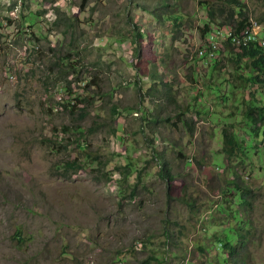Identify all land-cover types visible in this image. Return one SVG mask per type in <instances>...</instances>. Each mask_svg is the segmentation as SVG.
<instances>
[{
    "label": "rangeland",
    "instance_id": "1",
    "mask_svg": "<svg viewBox=\"0 0 264 264\" xmlns=\"http://www.w3.org/2000/svg\"><path fill=\"white\" fill-rule=\"evenodd\" d=\"M178 1L173 9L185 14V27L173 39L147 10V0L140 8L132 0H0V264H219L214 250L200 252V244L213 246L202 232H189L177 247L175 235L164 244V231L190 220L189 207L179 200L184 192L213 205L206 204V218L217 211L213 202L228 200L242 209L229 193L233 180L250 191V211L243 216L253 220L256 240L248 262L264 264V171L257 167L264 166V146L259 143L257 164H244L241 155L232 159L244 166L227 161L219 129L239 126L240 117L230 114L233 100L223 103L209 88L224 77L237 83L236 72L222 55V69L214 74L211 65L191 59L205 43L199 28L207 11L198 1H214ZM242 2L264 32V0ZM31 14L37 19L28 27L23 18ZM59 18L71 20L67 34ZM130 18L163 36L155 44L151 34L144 53L165 60L167 68L159 72L175 83L176 104L148 97L146 120L136 109L135 71L128 62ZM71 42L78 71L63 67ZM225 86L218 95L233 90ZM250 88L236 86L246 99ZM70 103L74 109L65 107ZM113 105L120 107L117 116ZM188 105L191 110L177 119ZM154 149L166 155L170 187L159 175ZM128 160L142 170L135 197L136 172L123 178ZM73 162L82 165L70 168Z\"/></svg>",
    "mask_w": 264,
    "mask_h": 264
},
{
    "label": "trees",
    "instance_id": "2",
    "mask_svg": "<svg viewBox=\"0 0 264 264\" xmlns=\"http://www.w3.org/2000/svg\"><path fill=\"white\" fill-rule=\"evenodd\" d=\"M152 1L153 0H147L149 8L143 6V9L147 8L152 16L162 24V28H169L171 37L176 39L175 35L184 31V18H186L185 14L179 13L176 10H171L170 8L168 10V3H165V0H157L156 5H159L164 9L163 13H159L160 10L152 4ZM212 1L214 2L209 3L205 1H198L199 5L207 11V17L205 16L204 19H201L202 24L199 28L203 37H206V35L212 31V25L214 24H218L219 26L231 25L235 27L234 33H236L239 32L249 20L246 11L247 6L242 2V0ZM187 18H189V16ZM36 19L37 18L31 14V16H28L27 18L24 17L23 21L28 24V27H31L35 24ZM130 21L132 22V19H130ZM57 24H63L65 26V29L63 30L65 34H67L70 28H73L71 20L64 19L61 21L59 18ZM155 33H151L145 24L135 23L130 29L128 36L133 44V59L128 62L135 71L133 85L137 90L139 97L136 109L142 113L143 116L141 119L143 120H146L145 116L147 112L150 113L144 105V102L148 97L158 98L159 101L157 103L167 99L174 105L176 104L173 96L175 83H169L167 76L159 72V68H167V62L165 60L151 58L144 53V49L148 50L146 48V43L150 45L149 40L151 34H153V37L156 39L155 44L162 43L163 36H161L162 38H158ZM162 35H164L163 31ZM72 44L73 42H71L69 46V48H71L70 51L64 53L63 67L67 68L69 66L70 69L76 71L77 68L72 66L73 62L70 59L72 56L76 58L78 51L76 48L72 47ZM224 45L227 53L224 59L225 61L232 63L233 70L236 72L235 76H233L232 73H229V75L235 77L237 83L230 82L229 78L224 77L220 85L212 84L209 89L214 92L223 103L228 104L231 100H233L232 102L233 105H235L234 109L236 111L232 114L231 108L230 114L234 115L238 113L240 122L239 126H235L232 122L230 124H225V127L219 129L218 136L222 139L223 153L228 155L229 158L241 155L244 162H248L249 160L250 163L253 161L257 164L255 161L256 157L260 156L261 151L264 154V149L260 151L259 146V143L264 146V49L255 44H248L243 47L242 51H236L235 47L232 46L229 41L224 42ZM196 59L197 58H192V60ZM223 60L221 61L219 58L211 64L212 74L222 69ZM191 67L192 66H190V68ZM174 71L176 72L175 69ZM219 75L220 73H217V76ZM188 79L192 82L193 87H197L198 81L196 78H191V76H189ZM226 84H228L230 88L232 87L233 90L225 95H218L222 92L223 88H226ZM236 86L251 87L249 90V99L244 97V90L238 91L236 90ZM75 100L80 101L79 98H76ZM238 104L244 105L243 110ZM66 106H70L72 109L75 108V104L72 103L65 104V107ZM217 106L222 107L221 102L217 103ZM187 110H191L190 105L187 106L186 110L177 113V119L184 118ZM110 111L115 113L117 116L120 113V107L113 105ZM175 111H177V107L175 108ZM150 120L154 123L158 121V118L154 117ZM165 120L170 121L169 117H166ZM184 121L185 126L189 128L191 125L187 122V120ZM143 125L145 126V124ZM152 139L153 138H150L149 140L152 141ZM153 152L157 155V151L155 149ZM159 155L160 156L157 155L155 157L160 164L159 175L161 178L166 180L167 187H170L174 176L168 166V160H166L165 153L160 152ZM81 165L82 164H74L73 162L70 165V168L81 167ZM257 165L258 168H261L259 164ZM135 172L136 182L130 189L131 197H135L136 195L137 184L139 185L142 183V170L140 171V169L133 166L131 160H128L126 166H124L123 178L128 181L129 177ZM120 180L121 179H117L116 181L119 183ZM235 189H237V196L233 195L236 197L235 203L242 209H232V207H230V201L228 200H226V202L229 206H226V202L223 203L222 200L216 203L213 202L220 215L215 217L214 213L217 211L213 213L210 210L207 219L205 210L206 204L211 205L209 207L210 209L213 208V205L206 200V198H203V201L199 202L198 197L192 198L191 196H187L186 192H184L183 197H180L179 200L184 202L185 206L189 207L191 218L186 222L181 221L176 223V227L178 229L177 231L172 232V229L168 227L165 228L164 244L168 246L171 245L170 238L175 235L176 238L174 241L177 242L176 244L181 246L183 244L182 237H185L186 240V235L189 232H204L206 233V240H209V244L212 243L213 246H209L206 242L205 245L200 244L198 245L200 252H206V254H208L212 253V250H214L219 264H250L248 260H253V257L250 254V246L253 248L255 245L256 228L253 220L244 217L242 213L249 211L248 208L249 205H251L250 199L248 198L247 188H241V186H238V184L235 183ZM229 191H232V189L230 188ZM170 192L171 191L168 189V194ZM168 198H170V194L168 195ZM165 222H168L167 219ZM221 226L226 227L221 228ZM153 256L154 255H152L149 259H152ZM149 261H144L143 264H149Z\"/></svg>",
    "mask_w": 264,
    "mask_h": 264
},
{
    "label": "clouds",
    "instance_id": "3",
    "mask_svg": "<svg viewBox=\"0 0 264 264\" xmlns=\"http://www.w3.org/2000/svg\"><path fill=\"white\" fill-rule=\"evenodd\" d=\"M132 1L135 2V4L137 3L138 8H140L139 7L140 2L143 0H132ZM156 3H157V0L152 1V4L155 5L156 7H158V9L160 10V12H159V10H158V12L163 13L164 9L161 6L156 5ZM165 3H168V8H167L168 10H169V8L171 10H174L173 9L174 5L180 4V2L178 0H172V1L171 0H165ZM246 11H247V9H246ZM155 12H157V11H155ZM247 14H248V11H247ZM248 17H249V15H248ZM127 18H129L128 15H127ZM130 19H132L133 23L131 21L128 22L130 24L129 31L133 27V25L135 23H137V22H134V18H130ZM230 26H227V25L219 26L218 24L212 25V31H210L208 33V35H206V37H204L205 43L196 48L191 59L197 58L196 61H199L203 67L208 66V65L210 66L215 60L221 58V55L223 57H225L227 55L226 50H225V45H224V42H226V41H229L230 44L235 47L236 51H242L243 47L248 45V44H255V45H258L264 49V35H263L264 32L262 31L260 24H257L256 22L254 23L252 18H249V20L245 23V26L242 27L239 32L234 33L235 27H233V26L230 27ZM219 40L221 41V44L218 42ZM129 41H130V45L133 46L130 39H129ZM257 157H259V156H257ZM227 161L228 162L233 161L235 167L238 165L244 166L239 161L232 159V157H230V158L227 157ZM241 161L244 164L246 163L243 161V159H241ZM225 169L227 170L228 174H232L235 172L233 169H231V167H226ZM260 169L262 171H264V166L261 167ZM235 175L237 176V180H238L239 176L236 172H235ZM234 181L235 180H233L232 182H234ZM235 183L238 184V186H241V188L242 187L247 188L244 184H240V182L235 181L233 183V187L231 188V189H233L231 192L233 193V191H234L233 195H236V193H237L236 192L237 189H235ZM247 190H248L247 191L248 198L250 199L249 188H247ZM229 193H230V191H229ZM233 197H234V201H235L236 197L235 196H233ZM250 204H251V200H250ZM230 206L232 207V209L235 210V208H233L231 202H230ZM245 212H248V211H245ZM225 227L226 226H221V228H225ZM202 233L206 237V233H204V232H202ZM182 239H183L182 242H184L185 237H182ZM183 245L184 244H182L181 246H183ZM177 247H179V245ZM250 250L252 251V246H250ZM170 251H171V249L168 250V254Z\"/></svg>",
    "mask_w": 264,
    "mask_h": 264
}]
</instances>
